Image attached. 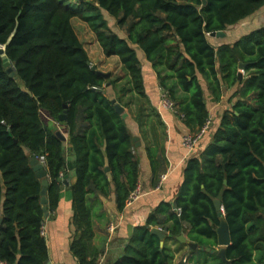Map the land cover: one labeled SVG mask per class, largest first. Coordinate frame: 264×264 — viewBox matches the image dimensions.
Listing matches in <instances>:
<instances>
[{"label": "trees", "instance_id": "obj_1", "mask_svg": "<svg viewBox=\"0 0 264 264\" xmlns=\"http://www.w3.org/2000/svg\"><path fill=\"white\" fill-rule=\"evenodd\" d=\"M261 10L264 0H0V47L32 92L7 73L0 53V264H49L43 184L31 164L42 155L48 211L57 209L62 178L73 171L70 251L78 264L99 263L104 251L94 241L100 199L114 194L116 210L123 212L140 183L141 159L129 115L123 117L111 101L116 98L138 123L147 112L150 97L138 49L189 133L198 134L210 117L207 92L216 102L226 90L233 92L230 108L211 128L210 144L188 159L173 200L160 202L134 228L114 264H175L176 251L169 243L162 247L152 226L180 247L182 234L191 243L219 247L216 198L230 228L226 256L231 264H264V25L233 42L211 40L213 32L227 33ZM75 18L89 24L107 57H119L120 71L106 78L92 64ZM241 62L247 65L239 79ZM65 111L67 118L60 120ZM59 125L66 140L57 135ZM165 149L146 148L154 186L168 171ZM99 212V218L107 214L103 205ZM192 260L226 264L189 244L178 264Z\"/></svg>", "mask_w": 264, "mask_h": 264}, {"label": "crops", "instance_id": "obj_2", "mask_svg": "<svg viewBox=\"0 0 264 264\" xmlns=\"http://www.w3.org/2000/svg\"><path fill=\"white\" fill-rule=\"evenodd\" d=\"M245 21V27L255 24L258 21V25H264V10L255 13ZM259 26V27H260ZM247 28V27H246ZM243 31V29H241ZM251 30V29H250ZM230 30H228L226 37H214L212 40L215 44H221L223 42H233L238 39L247 30L241 32L238 35L231 36ZM213 37V36H212ZM215 40V41H214ZM118 57V56H116ZM145 62L144 78L146 80L147 92L150 97L149 110L143 115L141 121L138 123L133 118V115L129 113L128 108L126 112L129 115L130 130L134 133V138L138 137L136 142V148L141 159L140 166V184L142 185L143 194L137 200L131 204H127L123 212L116 210L114 194L109 199L101 198L98 206L95 209V241L94 244L99 250L104 252L100 255L98 264H114L125 254V249L131 235L134 232V228L143 225L149 213L162 201H172L175 197L181 182L184 179V168L188 159L192 155H199L210 144L214 131L211 130L205 134L198 142L196 149L192 152L183 144V137L186 133H189L187 127L181 122L179 117L171 110L161 108V104L157 99H154L148 89V85L153 89L155 96L159 93V81L157 74L152 67V64L146 59L145 56L141 57ZM119 59V57H118ZM120 61V60H119ZM121 63V62H120ZM150 68V69H149ZM244 73V72H243ZM205 88L206 81L202 79ZM233 89L226 90L220 101L213 100V96L207 92V104L210 112V117L213 118L214 127H218L222 113L229 109V98L232 95ZM156 112L153 113L152 110ZM45 120L50 126L54 127V121L44 114ZM166 124V127L164 124ZM60 130L64 133L65 127L59 125ZM213 127V128H214ZM212 128V129H213ZM65 134V133H64ZM165 146L166 155L169 160L168 171L165 173L168 175L167 179L162 180V175L157 186L152 185V167L151 160L147 154V146L155 147L156 145ZM164 175V174H163ZM67 176V177H66ZM66 177V179H65ZM49 181V176L47 175ZM62 190L60 194L59 205L56 210L50 212L46 217L43 230L44 236L47 240L49 249V264H78L77 259L70 251V244L73 238L75 227L72 223L74 215L73 211V195L71 186L75 182V175L73 171H69L62 178ZM162 181V182H161ZM104 207L107 214L99 218L100 206ZM115 224L117 229L114 232L109 231V226ZM158 228L163 231L159 226H152V228ZM164 232V231H163ZM166 237L163 239V245L169 243V245L176 251L175 264L180 261V253L183 248H186L191 243L190 239L187 242H181L184 244L178 250V245L171 239L169 233L164 232ZM162 241V240H161ZM199 245V244H198ZM200 246V245H199ZM220 247V246H219ZM217 247V248H219ZM199 249V248H198ZM195 260V259H194ZM192 260V264H194Z\"/></svg>", "mask_w": 264, "mask_h": 264}, {"label": "water", "instance_id": "obj_3", "mask_svg": "<svg viewBox=\"0 0 264 264\" xmlns=\"http://www.w3.org/2000/svg\"><path fill=\"white\" fill-rule=\"evenodd\" d=\"M227 33L226 31H218V32H213L211 34V36H214V37H226ZM0 53L2 54V57H3V60H4V65L5 67L7 68V73L15 78L16 80H19V77L17 76V73L14 69V67L12 66V63L11 61L9 60V58L7 57L6 53H5V47H0ZM247 63H244V62H241L239 64V68H240V71H239V79H241L243 77V72L245 71V67H246ZM106 78L110 77V73H105V72H101ZM19 85L21 87V89L27 93H29L30 95H32V92L29 91L25 84L19 80ZM112 103L116 109V111L120 114L123 115V117H127L128 116V112H126V109L123 105H121L117 100L116 98H112ZM65 107H67V105H65ZM67 118V115H66V111L65 113L61 114L59 116V119L60 120H65ZM57 135L62 139V140H66L67 137L65 136V134L62 132V131H58L57 132ZM134 141L139 144L138 142V137H135L134 138ZM31 164L35 167V170L37 172V175L38 177H40L42 179V184H43V189L41 191V194H42V198H41V202L43 203L44 205V211H45V216L48 217L49 216V211H48V208H47V204H48V198H47V187L49 185V181L47 179V171L43 168V165L41 163H39V160L37 158H32L31 159ZM110 168L107 166L106 167V170L108 171ZM67 177V176H66ZM65 177V179H66ZM227 183V181H226ZM214 204H215V207L217 209V211L219 212V216H220V226L217 228V233H218V243H219V248H215V249H212L210 247H205L203 245H198V243H190V246L193 248V249H200V250H207V251H210L214 254H216L217 256H219L222 261H224L226 264H231V260H229L226 256V247L228 245L231 244L232 242V239H231V233H230V228H229V224L225 218V216H223V206H222V201L219 199V198H216L214 199ZM3 221V218L1 217L0 218V225ZM152 233L154 234H157L160 239L162 240L161 241V245H163V239L166 237L165 233L161 230V229H158L156 227L152 228ZM178 239L181 241V242H187V239L186 237L182 234L178 237Z\"/></svg>", "mask_w": 264, "mask_h": 264}, {"label": "rangeland", "instance_id": "obj_4", "mask_svg": "<svg viewBox=\"0 0 264 264\" xmlns=\"http://www.w3.org/2000/svg\"><path fill=\"white\" fill-rule=\"evenodd\" d=\"M72 1L74 3H77V0H72ZM105 17L108 18L110 26L114 30H116L118 32L119 29H118V26L116 25V22L112 18H110L107 14H105ZM245 21L246 20H244L241 23L237 24L236 26H233L232 28H230L229 29L230 30V32H229L230 35L231 36L238 35L241 32H243L244 30L245 31L246 30L249 31L250 29H252V27H254V25H258V21H255L254 22L255 24H253V26L252 25H250V26L247 25L246 26L247 28H246L245 27ZM73 25H74V27H75L80 39L85 44V47H86V49H87V51H88V53L90 55L91 62H92V64L94 66L98 67L99 70H101V71H103L105 73H110V74L111 73H116V72L121 70V63H120L118 57H116V56L107 57L104 54V52L102 50V47L100 46L99 42L96 39V36H95L94 32L92 31V29L90 28V26H89V24L87 22H85L84 20H82L80 18H75L73 20ZM259 26H256V27H259ZM241 29H243V31ZM118 33L122 34V35H125V33L122 32L121 30ZM138 54L140 55V57L144 56V54L139 49H138ZM141 61L144 64V69H145L146 65H145V62H144V60L142 58H141ZM146 70L147 69H145V72H146ZM148 89L150 90V93H151L152 97L154 99H157L160 102L162 109L163 108L170 109L169 106H167L168 104L165 103V101H164L165 97H164V94L161 92L160 88H159L160 91H159L157 96L153 95L154 91H152L153 89L150 88V85H148ZM228 105H229V107L231 106L230 104H228ZM212 121H213V118H212ZM212 126H213V123H212ZM212 126H211V128H212ZM211 128H210L209 131H211ZM188 134L189 133H186L184 135V137L186 135H188ZM197 145H198V143H197ZM196 146L194 147L195 149H196ZM185 147L187 148L188 146H185ZM176 245H178V247H180L179 244H176ZM178 247H176V248H178ZM186 251H188V247L183 248L181 250L180 256L183 253H185ZM209 262H212V260L210 259ZM203 264H204V262H203Z\"/></svg>", "mask_w": 264, "mask_h": 264}, {"label": "built area", "instance_id": "obj_5", "mask_svg": "<svg viewBox=\"0 0 264 264\" xmlns=\"http://www.w3.org/2000/svg\"><path fill=\"white\" fill-rule=\"evenodd\" d=\"M164 101L165 103L168 104L167 106H169V108L173 111L172 103L167 98H164ZM212 123H213L212 118L209 117V119L207 120V122L205 123V125L203 126V128L198 134L189 133L188 135L183 137V143L185 146H188L187 148L189 149V152H192L195 149L194 147L197 145L198 141L204 136V134L208 133V131L210 130L212 126ZM38 160H39V163H41L43 166L46 165V157L44 155H42L40 159ZM167 177H168L167 174L162 175V180L167 179ZM142 194H143L142 185L139 183L135 191H133L132 194L130 195L127 201V204L133 203L140 196H142ZM116 229H117V226L115 224H111L109 226L110 232H114ZM43 233H44V230H43Z\"/></svg>", "mask_w": 264, "mask_h": 264}]
</instances>
